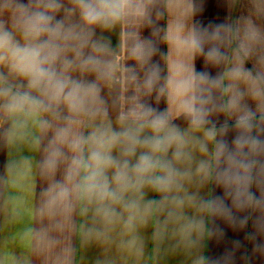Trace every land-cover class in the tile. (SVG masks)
Masks as SVG:
<instances>
[{
	"label": "clouds",
	"instance_id": "clouds-1",
	"mask_svg": "<svg viewBox=\"0 0 264 264\" xmlns=\"http://www.w3.org/2000/svg\"><path fill=\"white\" fill-rule=\"evenodd\" d=\"M0 0V264H264V0Z\"/></svg>",
	"mask_w": 264,
	"mask_h": 264
},
{
	"label": "crops",
	"instance_id": "crops-1",
	"mask_svg": "<svg viewBox=\"0 0 264 264\" xmlns=\"http://www.w3.org/2000/svg\"><path fill=\"white\" fill-rule=\"evenodd\" d=\"M218 11L219 10L217 9V7L215 5L214 0H209L206 16L208 18H212V17L217 15ZM2 161H3V156H0V162H2Z\"/></svg>",
	"mask_w": 264,
	"mask_h": 264
}]
</instances>
